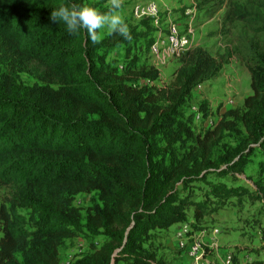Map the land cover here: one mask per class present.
Wrapping results in <instances>:
<instances>
[{"label":"trees","instance_id":"obj_1","mask_svg":"<svg viewBox=\"0 0 264 264\" xmlns=\"http://www.w3.org/2000/svg\"><path fill=\"white\" fill-rule=\"evenodd\" d=\"M72 2L82 3L0 0V186H9V208L0 207V264H59L63 239L85 231L102 234L105 241L77 264H162L144 240L150 230L186 221V203L175 187L211 165L168 170L156 157L169 146L150 139L194 88L217 77L227 54L218 60L202 47L184 51L162 92L168 108L149 110L154 98L135 82L156 81L158 70L141 66L121 74L97 54L129 45L136 36L108 34L93 45L83 29L69 34L49 16ZM30 62L43 69V84L18 81ZM246 68L251 93L243 109L226 111L197 138L208 153L223 131L242 124L248 145L235 149L228 172L241 170L249 146L264 155V53L252 54ZM93 115L98 118L90 119ZM92 192L102 207L88 213L82 225L73 203L78 194ZM195 211V218L201 217Z\"/></svg>","mask_w":264,"mask_h":264},{"label":"rangeland","instance_id":"obj_2","mask_svg":"<svg viewBox=\"0 0 264 264\" xmlns=\"http://www.w3.org/2000/svg\"><path fill=\"white\" fill-rule=\"evenodd\" d=\"M81 1L106 11L107 0ZM148 3L157 6L155 16H134L136 6ZM119 14L136 37L129 45L98 50L97 54L103 55L121 74L141 66L154 68L150 46L157 39L163 40L172 24L182 34L191 29V48L202 47L218 60L227 54L228 60L217 77L192 90L171 120L150 139L155 146H169L156 157L168 170L196 169L203 162L211 167L176 185L179 198L186 203V221L170 229L150 230L144 240L145 249L154 253L162 264H176L178 259L180 264H191L186 254L177 258L172 244L174 239L177 244L180 240L197 239L205 253L203 264H224L226 258L230 259L229 264H264V155L249 146L244 151L246 163L241 170L228 172V165L236 160V157L233 160L235 149L248 145L239 121L233 130L221 133L218 143L208 153L197 142L226 111H241L244 99L251 93L246 64L252 54L264 53V0H123ZM107 35L106 30L101 32L102 39ZM177 67L178 57L171 58L158 69L156 81L136 80V87L147 90L154 98L153 104H147L149 110L168 108L162 92L168 90ZM17 76L26 85L45 82L44 71L36 62H30L26 71ZM52 86L57 87L58 82L54 80ZM97 118L98 115L90 116ZM217 190L225 194L219 196ZM8 194L9 186H0V207L9 208ZM73 205L79 210L82 225L88 213L102 207L95 192L78 194ZM195 208L200 210L201 217L195 218ZM18 212L27 215L28 211ZM104 241L102 234L88 231L63 239L59 264H77Z\"/></svg>","mask_w":264,"mask_h":264},{"label":"clouds","instance_id":"obj_3","mask_svg":"<svg viewBox=\"0 0 264 264\" xmlns=\"http://www.w3.org/2000/svg\"><path fill=\"white\" fill-rule=\"evenodd\" d=\"M123 0H107L106 11L83 3L61 4L51 11L49 19L62 23L69 34H78L82 29L93 45L101 43L103 30L109 35H119L131 40V33L124 18L119 14Z\"/></svg>","mask_w":264,"mask_h":264},{"label":"built area","instance_id":"obj_4","mask_svg":"<svg viewBox=\"0 0 264 264\" xmlns=\"http://www.w3.org/2000/svg\"><path fill=\"white\" fill-rule=\"evenodd\" d=\"M157 11V6L154 3H148L143 7L136 6L133 9V14L136 17L147 18L155 16ZM191 32V29H188L186 34H182L177 25H170L165 38L163 40L157 39L150 46L153 67L158 70L160 67L164 66L169 59L177 58L184 51L189 50L191 48L189 39ZM178 249L190 258L191 264H203L205 253L199 240H180L178 243ZM229 263L230 259L226 258L224 264Z\"/></svg>","mask_w":264,"mask_h":264},{"label":"crops","instance_id":"obj_5","mask_svg":"<svg viewBox=\"0 0 264 264\" xmlns=\"http://www.w3.org/2000/svg\"><path fill=\"white\" fill-rule=\"evenodd\" d=\"M174 225V224H173ZM172 225V226H173ZM171 228V226L170 227H168V228H166V229H170ZM179 241V240H178ZM182 241V240H181ZM172 247L174 248V251H175V253H176V256H177V258H179V255H184V252H181L179 249H178V244H177V241H176V239H174V241H173V244H172ZM179 252H181L180 254H177V253H179ZM180 260L178 259L177 260V263L176 264H180Z\"/></svg>","mask_w":264,"mask_h":264}]
</instances>
